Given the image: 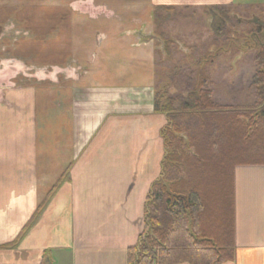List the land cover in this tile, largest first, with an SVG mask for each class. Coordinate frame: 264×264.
I'll list each match as a JSON object with an SVG mask.
<instances>
[{"label": "crops", "instance_id": "0c3cea01", "mask_svg": "<svg viewBox=\"0 0 264 264\" xmlns=\"http://www.w3.org/2000/svg\"><path fill=\"white\" fill-rule=\"evenodd\" d=\"M82 1L36 6L47 18L62 8L42 38L29 37L28 20L8 9L14 6L3 7L0 264H128L165 152L160 131L167 120L154 106L153 10L215 2L92 0L111 11L92 17L71 9ZM10 20L19 33L14 47L6 35ZM26 41L34 57L14 70L6 57H22ZM55 49L61 72L54 58H37ZM234 202L236 254L224 264H264V166L235 168ZM28 224L16 246H4Z\"/></svg>", "mask_w": 264, "mask_h": 264}, {"label": "trees", "instance_id": "16d2710c", "mask_svg": "<svg viewBox=\"0 0 264 264\" xmlns=\"http://www.w3.org/2000/svg\"><path fill=\"white\" fill-rule=\"evenodd\" d=\"M232 7L206 8L216 41L230 37L234 19L241 23L229 15ZM173 10L156 6L152 15L156 33L167 45L169 39L159 32L162 12ZM255 26L244 42L246 47L250 41L256 45L253 100L246 106L215 99L203 76L206 59L200 61L202 78L183 70L186 84H178L174 94L160 89V79L155 80V111L167 120L160 131L165 152L161 172L146 196L143 233L128 249V264H224L234 259V171L238 166H264V40L259 36L264 27ZM28 227L4 246H16Z\"/></svg>", "mask_w": 264, "mask_h": 264}, {"label": "rangeland", "instance_id": "374dc122", "mask_svg": "<svg viewBox=\"0 0 264 264\" xmlns=\"http://www.w3.org/2000/svg\"><path fill=\"white\" fill-rule=\"evenodd\" d=\"M213 1H215L213 2L214 4L209 2V5L195 4L193 6H173V11L162 12L163 19L159 32H162L163 37L169 39L170 45H167V43H165L166 41L156 33L154 25L153 34H151L149 40H152L154 43L155 50L159 51V55L156 54L155 58V79L156 81L160 79V89L167 87V91L174 94L177 91L178 84L182 87L186 84L187 76L183 75V70L187 69L189 74L192 72L197 78H202V73L200 71L203 65L201 62H203V59H206L207 62H205V64L208 65L203 68V76L208 78L206 86H210L213 89L215 99L218 100L219 103L225 105L246 106L253 100L254 92L250 87V81L256 70L252 61V54L256 45L253 41H250L247 42L250 46L246 47L244 42L246 35H248V32L254 30L253 28L256 27L255 25L261 22L264 23V0ZM19 3H22L23 6L17 7L16 5H19ZM45 3L46 0H0V23L4 22V20L2 21L3 7L5 5L14 6L12 9H8L10 12H17L16 17L18 16L21 20H28L26 21L28 23L25 27L31 31L27 33L29 37L30 35L32 36V34H34V36L38 34V36L42 38L46 35V28L48 25L50 26L54 21L57 22V17L62 14V8H54V14L52 12L51 17L47 18L48 11L46 8H35L36 6L43 5V7H45ZM215 5H233L229 11V15L239 18L241 21V23H237L234 19L232 21L234 32L230 37L218 41L214 38L212 29L213 18L206 11V8ZM52 9L53 8H51V11ZM71 9L84 14H90L92 17L98 15H111V11L107 8H95L92 0L72 3ZM31 16L32 18L34 17V19H31ZM233 23H236V26H234ZM55 25V29L60 30V26L57 24H52V27ZM15 27L16 24L13 20H10V24H6V35L8 34L13 37V40L11 39L8 42L10 45L15 42L14 37L19 34L16 32L18 30ZM262 27H264V25ZM259 36L264 40V29H262ZM57 39L61 42V35L55 34L54 41ZM27 42L28 41L22 45L24 46V48L21 49V52H23L22 57H6L5 63H7L8 66L11 65V67L14 68L18 63H26L29 59L34 57L30 56L31 44ZM1 49L0 51H3L2 47ZM14 50L16 49L13 48L11 51L14 52ZM55 52L56 54L54 56L46 57L45 55H41L37 58L44 64H46V61L54 58L52 64L55 66L56 72H61L62 69H60V65L57 64H62L63 56L58 55V49H55ZM206 53H208V56H205L207 55ZM25 54H27V56ZM49 63L51 62L49 61ZM39 68L40 70L42 69L41 67Z\"/></svg>", "mask_w": 264, "mask_h": 264}, {"label": "water", "instance_id": "95a60500", "mask_svg": "<svg viewBox=\"0 0 264 264\" xmlns=\"http://www.w3.org/2000/svg\"><path fill=\"white\" fill-rule=\"evenodd\" d=\"M255 22H256V20H255ZM260 24H261V25H264V23H262V22H261Z\"/></svg>", "mask_w": 264, "mask_h": 264}]
</instances>
